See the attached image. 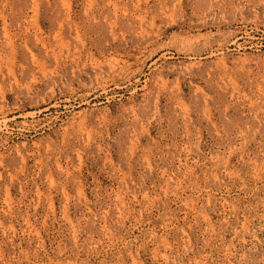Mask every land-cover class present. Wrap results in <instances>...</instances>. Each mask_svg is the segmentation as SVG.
<instances>
[{
  "label": "rangeland",
  "instance_id": "374dc122",
  "mask_svg": "<svg viewBox=\"0 0 264 264\" xmlns=\"http://www.w3.org/2000/svg\"><path fill=\"white\" fill-rule=\"evenodd\" d=\"M0 264H264V0H0Z\"/></svg>",
  "mask_w": 264,
  "mask_h": 264
}]
</instances>
